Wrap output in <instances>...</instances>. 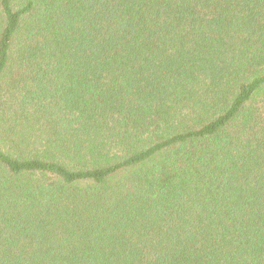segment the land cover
I'll list each match as a JSON object with an SVG mask.
<instances>
[{"label": "trees", "instance_id": "obj_1", "mask_svg": "<svg viewBox=\"0 0 264 264\" xmlns=\"http://www.w3.org/2000/svg\"><path fill=\"white\" fill-rule=\"evenodd\" d=\"M0 264H264V0H0Z\"/></svg>", "mask_w": 264, "mask_h": 264}]
</instances>
